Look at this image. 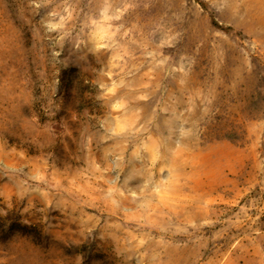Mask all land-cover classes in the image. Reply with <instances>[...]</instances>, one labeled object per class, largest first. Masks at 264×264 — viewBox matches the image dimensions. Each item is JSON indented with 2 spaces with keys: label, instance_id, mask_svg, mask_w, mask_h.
<instances>
[{
  "label": "rangeland",
  "instance_id": "374dc122",
  "mask_svg": "<svg viewBox=\"0 0 264 264\" xmlns=\"http://www.w3.org/2000/svg\"><path fill=\"white\" fill-rule=\"evenodd\" d=\"M0 264H264V0H0Z\"/></svg>",
  "mask_w": 264,
  "mask_h": 264
}]
</instances>
